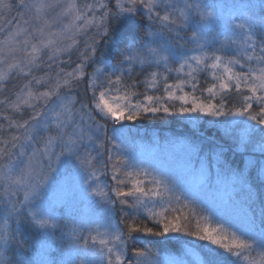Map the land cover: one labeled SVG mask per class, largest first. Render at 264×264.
I'll return each mask as SVG.
<instances>
[{
	"label": "snow or ice",
	"instance_id": "snow-or-ice-1",
	"mask_svg": "<svg viewBox=\"0 0 264 264\" xmlns=\"http://www.w3.org/2000/svg\"><path fill=\"white\" fill-rule=\"evenodd\" d=\"M261 7L264 11V0ZM5 10L7 17L3 16ZM0 18V92H7L10 80L22 78L11 96L5 94L0 99V106L20 116L32 110L21 120L3 116L7 128L15 129L6 138L0 136V188L6 203L0 243L4 246L15 241L23 247L17 229L8 227L10 221L16 224L22 216L30 215L32 222L41 228L56 227L42 211L31 207L38 189L47 181L43 158L47 159L49 170H54L52 160L59 161L65 154L80 159L78 152L83 142H93V129L106 130V123L101 121H134L161 112L243 118L240 123L252 132L259 126L260 139L253 143L246 138L242 144L251 145L253 151L260 153V160H250L248 164L259 165L264 174V15L259 20L241 16L239 23L229 26L231 34L220 41L219 47L209 46L203 30L204 22L213 18V12L190 0H84L83 3L0 0ZM4 24L9 28L5 29ZM117 24L131 34L125 36L124 50L114 70L109 72L99 66L97 45L101 41L105 44L114 41ZM181 32L190 33L189 51L195 54L176 57L171 43L160 44L165 34L175 33L179 37ZM78 36L85 40L76 68L71 72L63 69L53 72V64L63 62L61 55H69L71 59V50L79 43ZM45 56L48 71L37 76L35 73L44 64ZM173 63L178 66L173 67ZM90 65L97 66L87 73L85 69ZM137 68L144 77L142 80L133 79ZM172 72L176 78L170 83ZM202 72L212 79L210 86L203 89L198 81ZM81 80L86 81V99L71 94L73 86ZM41 87L45 90L41 91ZM139 87L144 91H138ZM198 91L200 96L196 95ZM230 96L238 98L237 102L230 103ZM133 97L137 102H133ZM4 129L5 125L0 124V133ZM41 131L48 133L43 141L38 139ZM40 143L42 147H34ZM93 159L85 148L82 163L89 166L90 176L98 180L100 169L92 163ZM108 159L112 161L114 187L109 192L113 195L102 189L97 194L102 192L110 204L119 206L121 220L115 225L109 222L103 231L95 228L92 230L95 235L90 231L83 238V244L94 247L104 264H151L148 251L129 246L141 233L160 237L184 233L205 241L215 246L208 250L207 264H218L223 253L234 258L223 259V264H264V194L260 197L259 231L251 219L247 224L218 223L215 227L202 226L197 220L196 230L189 231L177 213L189 208L195 214L196 210L190 208L174 182L154 175L146 182L141 179L150 175L146 169L137 170L121 155ZM19 193H23V200L19 199ZM71 235L77 242L82 239L75 227ZM0 264L10 262L0 259Z\"/></svg>",
	"mask_w": 264,
	"mask_h": 264
},
{
	"label": "rangeland",
	"instance_id": "rangeland-1",
	"mask_svg": "<svg viewBox=\"0 0 264 264\" xmlns=\"http://www.w3.org/2000/svg\"><path fill=\"white\" fill-rule=\"evenodd\" d=\"M5 2H14V0H5ZM83 2L84 0H77V3ZM88 2H92V0H88ZM190 2L206 6L208 11L213 12V18L203 24L204 34L210 47H219L220 41H222L226 35L231 34L229 26L234 23H239L241 16H247L249 18L259 20L261 15H264V11H262L261 7L262 0H190ZM12 15L14 16L15 13L13 12ZM3 16H8L6 10L4 11ZM0 21H2V18H0ZM3 27L7 29L9 28V25L4 24ZM189 34L190 33L188 32H181L179 37H177L175 33L171 35L165 34L159 42L160 44L171 43L173 48H175L176 57H180L184 54L193 55L195 53L189 51L192 48V45L187 42ZM180 37H183V39ZM81 38L85 39L82 36H78L76 39L81 42ZM65 43H71V41H66ZM177 44H179V47H176ZM78 46L79 45L77 43L72 49ZM99 61V66L104 67L102 60L99 59ZM96 66L97 65H90L85 69V71L87 73H91L90 69H94ZM172 66L177 67L178 65L173 63ZM202 73L206 74L208 80L212 83L211 76L207 72ZM169 77H171L169 82H174L176 73L172 72L169 74ZM80 83L86 84V81L81 80ZM208 86H210V84L203 83L202 86L199 85V88L203 89ZM77 87L78 85L76 86V89ZM185 90L190 91V88H186ZM196 95L200 96V92L198 91ZM207 95L208 94L205 92L204 97H207ZM135 102H137V99L134 103ZM174 103L178 104V102ZM187 115L193 119L195 117L197 118V116H205L203 114ZM223 118L225 119V117ZM224 119H219L220 123L223 125H221L218 131L222 133L225 142L229 146L239 147L245 151L244 156L248 158L249 161L253 157L260 155L258 151L252 150L251 145L245 146L242 144V140L246 138L251 139L253 143L260 139L258 131L259 126H257L256 132H252L247 125L240 123V120L243 118L228 117V125L223 123ZM248 123L251 124L253 122ZM85 126H87V121L85 122ZM118 131L119 130L116 132L117 138L119 137L117 134ZM42 133H45V131ZM100 133L101 132H97L93 129V142L89 143L88 140H85L83 142V148H86L90 154H94L95 152V155H91V157L101 156V159H106L105 157H102L104 152L102 153L101 145L104 147V137L102 142V136ZM7 135L8 134L4 137L6 138ZM46 136L47 135H44V138ZM40 139L41 138H39V140ZM106 140H108V135L105 138V143ZM40 141H43V137ZM42 146V143L34 145V147ZM125 151L131 152L130 148H126L122 149V152H119V155L125 153ZM56 152L57 154L59 153V148L56 149ZM196 152L197 149L195 146L182 142L168 145L163 156H150L145 152H139L138 154L134 153V155L128 160L136 166L137 170L146 169L150 173V175L146 178L141 176V179H144L146 182L150 181L154 175L158 178L174 182L177 186V190L184 193V196L187 198L186 202L189 203L190 208H194L196 210L195 214H193L189 208H185L182 212L178 211L177 213L178 215H181L182 223L185 224L189 231L196 230L197 220H199L202 226L208 224L215 227L218 223H224L226 226L228 223L247 224L250 219L254 220L255 230L259 231L261 212L254 211L248 204L247 201L249 200L243 193L245 192L243 189H245V185L247 184L238 179L235 175L230 177V179H216V181H214L208 173L206 166L201 164L196 166V159L193 158ZM109 156H111L110 153L109 155L107 153V162H110L108 159ZM84 157L85 154L82 155L80 159H77L76 155L65 154L60 157L59 161L53 159L51 165L54 170H49L47 167L48 161L46 158H43V163L45 165L44 171L47 175V181L38 189L37 195L34 198V203L31 207L33 210L42 211L45 214L46 219H50L56 224L55 228H45L50 229L51 235L54 234V229L59 228L57 224L59 220L63 218H66L65 220L71 219L72 223L66 228L64 234L60 236L61 247L58 248L53 246L51 250H48L50 253L48 252L41 255V264L103 263V257L96 253L94 247L85 246L83 244V238H87L90 231L92 232V235H95L96 233L92 231L95 228H100V230L103 231L104 226H106L109 222L115 225L114 218L107 215V208L106 205H104L106 196L103 195L102 192L101 194H97L101 189L103 192H108V190L106 191V188H108V186L110 188L113 183L111 179L112 171L110 167L112 161L108 163L109 167L107 168L109 172H107L105 168L100 169V174L102 175L104 173V178H102L99 183L94 184L91 182V179L93 178L90 176V172L88 171L86 175H82L79 169V163ZM102 162L105 161L103 160ZM260 175L262 176V179H264V174H261L260 172ZM19 194L22 195L21 200H23V193ZM92 197H97L99 199V206L103 209L100 213H90L88 207L86 206L87 200ZM1 200L5 202V194L2 188H0V203L2 202ZM102 202L103 205H101ZM62 207L64 208V211ZM61 209L63 212L61 211V213L58 214V211ZM83 210H86L87 212L89 211V218H87V220L83 217L85 216ZM25 212H27V209H25ZM5 215L6 212L3 209V211L0 212V228L4 227L2 220ZM81 215L83 218H80ZM185 215L187 216V219H183ZM26 217L31 219L30 215H27ZM205 217H211V219L206 220ZM8 227H11L10 224ZM73 227L78 230V235L82 237L79 242L75 241L71 235ZM183 237H186L193 242L207 243L185 234ZM7 246L0 243V252H2L3 255L5 254ZM209 246L212 248L215 247L212 245ZM216 250L223 252L221 249ZM223 255L229 259H234L228 257L227 253H223ZM149 260L151 264H202L197 254L194 260L192 259L189 263H185L180 259L168 257L163 261L157 259V257L154 259L149 258Z\"/></svg>",
	"mask_w": 264,
	"mask_h": 264
},
{
	"label": "trees",
	"instance_id": "trees-1",
	"mask_svg": "<svg viewBox=\"0 0 264 264\" xmlns=\"http://www.w3.org/2000/svg\"><path fill=\"white\" fill-rule=\"evenodd\" d=\"M114 41L112 43L105 44L103 41L98 45L97 58L102 60L103 66L109 72L114 70L118 63L120 53L124 50V38L126 35L131 34L129 30L123 25H115ZM84 40L81 38V42L78 43V47L71 50L69 55H61L60 60L63 61L53 64L52 71L58 72L63 69L65 72H71L74 70L79 63L80 52L84 50ZM49 61L47 57H44V64L41 65L39 71L35 74L37 76H44L45 72L48 71L47 64ZM93 68L90 69L92 72ZM162 71V70H161ZM144 77L139 73L137 68L134 72L133 79L142 80ZM171 77H169V81ZM199 85L202 86L203 83L211 84L208 77L204 73L198 74ZM22 82L21 79L10 80L7 83V92H0V99L3 96L9 95L16 90V86ZM131 81H129L130 83ZM77 85H74L71 94L77 96L78 98H87L88 93L86 92V84L80 83L76 89ZM41 91L45 89L40 88ZM138 91L143 92L144 88L139 87ZM237 99L235 96L228 97L230 103H236ZM136 100L133 97V102ZM219 98H217L218 102ZM31 109L24 111L23 116L16 115L11 109H5L0 106V124L5 125V129L0 136H5L10 131H15V129H8L7 122L3 120V116H12L13 119L21 120L27 118L31 114ZM99 119V117H97ZM219 119H224L223 117H212V116H197L194 119L186 115H170L166 113L158 114H146L141 116L134 121H122L120 123H113L111 120L101 121V123H106V135L105 131H101L102 142L104 137V147L102 145V157H93L92 163L96 168L101 169L107 162V153L112 157L119 155L122 149L130 148L131 152L125 151L122 153L125 159H129L134 153L145 152L150 156H163L165 149L168 145L175 143H187L191 146H195L197 149L196 154L193 156L196 159V166L204 165L207 168L208 173L211 178L216 181V179H227L232 176H236L238 179L244 181L245 192H243L249 201L248 204L254 211L261 212V195L264 194V179L260 175L259 165L250 167L248 158L244 156L245 151L239 147L229 146L222 133L218 129L223 125L220 123ZM225 120V121H224ZM223 123L228 125V117H225ZM118 131L119 137H116V132ZM52 134H55L54 128L51 130ZM43 132V131H42ZM39 138L44 139V135H48L47 132L42 133ZM108 135V140L105 138ZM99 136V135H98ZM38 138V139H39ZM40 139V140H41ZM79 150V156L85 154V148L81 147ZM91 155H95L91 154ZM129 155V156H128ZM85 158V157H84ZM83 158V159H84ZM261 156L253 157L252 161L260 160ZM105 162H102V161ZM76 163V162H75ZM74 163V164H75ZM79 163V162H77ZM85 165V166H84ZM87 167V168H86ZM89 166L87 164L79 163V169L82 175H86L89 171ZM85 169V171H84ZM109 172L108 168H105ZM86 172V173H85ZM99 179H91L94 184L99 183L102 178H104V173L101 175L98 173ZM114 187V181L110 188ZM109 186L106 191L109 192ZM109 195L113 193L109 192ZM19 199H22V195L19 194ZM3 200V199H2ZM1 200V201H2ZM104 205L107 208V215L114 218L115 224L120 222L121 213L119 206H113L108 202V198L104 201ZM0 212L5 210L6 203L2 201L0 203ZM103 205V202L101 203ZM90 213L96 212L100 213L103 209L99 206V199L97 197L89 198L86 202ZM63 208V207H62ZM128 211L127 208H125ZM62 209L58 211L61 213ZM64 211V208H63ZM62 211V212H63ZM85 213L84 219L89 218V211L83 210ZM82 215L80 218H83ZM66 219V218H65ZM64 218L58 221L59 228L54 229V234L51 235L50 229H45L37 226L32 222V220L26 216H22L18 223L13 224L9 222L10 228L17 229V238L24 241L23 247L16 244L15 241H11L6 250L5 254L0 259H6L10 264H41L40 256L48 253L53 246L60 248V236L64 234L66 228L71 225L72 220H65ZM151 226V225H149ZM65 227V228H63ZM62 232V233H61ZM184 233L170 234L167 236H151L146 234H138L137 239L134 242H130V248H140L148 251L150 253L151 259L157 257L159 260H164L165 258H173L183 260L185 263H189L194 260L196 254L201 260L202 264H207L209 259V249L212 248L207 243L193 242L186 237H183ZM53 251V250H52ZM51 251V252H52ZM217 251V250H216ZM219 252V251H218ZM50 253V252H49ZM53 253V252H52ZM54 254V253H53ZM42 257V256H41ZM223 259H229L223 255ZM223 259L218 262V264H223ZM104 264V262L102 263ZM190 264V263H189Z\"/></svg>",
	"mask_w": 264,
	"mask_h": 264
}]
</instances>
